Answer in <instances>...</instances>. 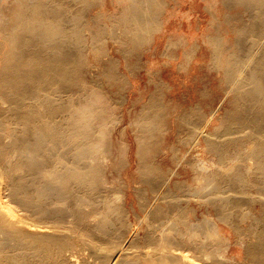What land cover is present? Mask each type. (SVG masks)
<instances>
[{"label": "bare ground", "instance_id": "6f19581e", "mask_svg": "<svg viewBox=\"0 0 264 264\" xmlns=\"http://www.w3.org/2000/svg\"><path fill=\"white\" fill-rule=\"evenodd\" d=\"M236 1L242 3L247 10L248 9L252 10V16L250 17L251 18L250 20L252 21V23H251V21H248L251 24L250 26H249V23H247L250 33H249V31H247L248 29L246 30L247 32L245 31L246 34L247 33H248V35L251 34L252 38L250 39L251 41L248 40V38H247V40L249 42H251V45L247 44V48L250 47L249 51H246L247 49L245 50L243 48L244 50L240 51L241 54L237 53V54H239V56L238 55L236 56V54H235L236 57H233L234 59L229 61L231 63V67L232 68L234 67V68L231 70H228V71L225 70L226 72L224 71L226 73V81H227L226 83L228 84L226 86H229L228 90H230L232 92V95H233V101H232L233 103L232 104L234 106V110L231 111L232 113H230V114L225 115V113H224L225 117L221 122V125L223 127L218 128V129L223 128V130H222L223 132L221 131L222 134L217 135L218 133L215 130L214 133L208 134L205 132L201 135V136H203V140H204L207 148L210 151L215 152V154H216V163L217 164H216V167L213 169V171L210 172L212 174H210L208 172L210 169H208V167L206 166L207 162L205 163L204 161L198 159L199 161H197L195 163H192V162H189V163L192 166L193 170H195L197 172L196 174H198L197 175L198 181H200L201 178H203V176H206V178H204L205 180L202 181V183L205 182L207 179L206 183H204L207 185L205 187L210 188L211 193H213L214 195H215V193L212 190H215L218 193V194L216 193V196H215L217 199L215 198L214 200H215V202L218 199L221 200L219 206L222 204V201H223L221 208H222V206L225 207V205L229 204V202L233 203V204L228 205V206H231V208L241 206L240 205L241 202H244L246 204L249 203L250 205H253V204L256 205V202H257L256 206H259L261 214H263V215H262V217H257L256 216L257 214L253 215V213H251L252 214L251 215L248 212V215H249L248 217L251 218V222L253 221L250 227H253L255 224V226L253 227L251 232L249 231L250 232L249 235L251 234L250 236H254L257 239V241H256L257 243H255L252 246V248H249V249H251V250H249L251 252H248V254L249 253L252 254V256H250L252 258H253V256H255L256 261L253 262L254 264H262V263L264 264V262H262L263 259H262V261L259 259L260 257H262L261 255L264 254V193H263L264 191H262V189H258V190H260V192L262 191L263 194L257 190V192H259L257 194L258 195L261 194V195H259V196L257 195V197H256V195H255V197L254 196L249 197L245 194V196H247V197H241L240 199H238L240 196L238 194H236V195H238V196H236L235 191L233 192L231 190L233 188H234V190H236L235 187H237L239 185L238 180L244 178L243 177V175L245 174L244 172L257 170L260 175L264 176V75H263L264 66H262L264 64L260 61V58H262V55H264V50H263V52L261 51L264 47L262 49L260 48V47H262L261 46L263 44L262 41L264 40V21H263L264 20V0H246V1L245 0H236ZM152 3L154 4L155 2L148 0V3L145 5V1H144L145 7H142V8H144V9H142L141 6H139V5H141L140 0H132L125 7V10L123 11V13L120 14V16L122 18H120L118 21L121 23V25H124V27L122 26L124 29L122 31H124V32L121 34H124L122 36H126L127 39L130 41V43H131V41L132 42L135 41L134 43L139 44L138 46H140L141 44H144V43H148L149 39H150L151 32L154 29L157 30V22L155 19L156 16L153 17V16L147 15L148 13L146 14V10H147L146 8H149V7L151 8ZM11 5H12V3H11ZM56 5H58V4H56L54 0H15V6L12 8V10H10L11 8L9 9L11 11L10 12L11 13L10 19H9V21L6 22V23H9V24H7V25H9L8 31L6 32L7 29L4 28V30L6 29L4 32L7 33V35H6L7 38L4 35L5 33L2 31L4 38L7 39L9 42V48H10L9 52H11V54H10L11 56H8L5 58V60L3 62L4 65L2 67H4V69L6 68L7 70L10 69L9 71H12V72L15 71V73L13 72L10 75V77L8 76L9 74L7 75V73H5L7 78L6 77L1 78L5 74L1 75V77H0L1 78L0 89H3L4 87H8V86H9V88H11V86H12V88L14 87L16 90L20 89V88H17L16 86H19V87L23 86L25 89V86H27V84H30V86L28 85V88L29 87L32 88L31 86L34 85L35 86L34 88L35 89L37 88L38 90H40V92L37 94L35 93L33 95L30 93L31 96L25 95L28 100L25 102V104L22 103V105L24 104V106L19 105L21 100H23L24 98H20L19 99L20 101H17V102L14 101L12 103L10 100L6 101V102H9L8 104L11 105L10 107L9 106L8 107L11 108V110L13 109L12 110L13 113H11V115H15L13 118L17 119L18 123L19 122H21V123L17 124L15 126L14 130H12V135L14 136V139L11 140V142L10 141L6 142L5 139H7V136L5 137V139H3V137H2L3 133H0L1 139L5 140V142H3V140H0V144H2V142L4 144L9 142L11 148H9V146H8L7 149H11V150L13 149L14 151H15V149H19L21 154L19 156H16L15 163L12 165L10 170L5 169L4 168L5 166L2 168L3 165H1L2 169L0 171V264H37V262H39L38 259L42 260L40 262H44L43 264H46V263L47 264L48 263L49 264H221L223 262V260H225L224 262H226L227 258L225 259L221 255L218 256V254H219L218 251H221L220 250L221 248L219 246H217L220 248V249H217V247H215V245L221 239L220 234H219L218 219H220V221H223V222L224 221H226V222L230 221L231 219L227 220V217H229L231 215V212H230V215L226 214V213H228V211H226V209L223 208V210H225L226 213H224L225 212L224 211L223 212L224 214H223L221 212L222 209L220 212L218 211L219 212V214L217 213L218 219L211 217V216H205L204 217V219H203L204 225L209 231H211L212 233H214L216 235L215 236L213 234L215 236L214 237L209 233V235L212 236V238L214 237L215 239H217V240L214 239L217 243L215 242L216 244L214 245L213 244L214 241L212 240L213 241L212 242L210 240L211 243L214 245V247L212 246L214 249H212L211 248L212 244L210 245V243H209L210 241L208 239H207V241H204L201 239V237L198 238V239L202 240V245L204 246L202 248H205V249L202 250V248H200L198 245H196V243H195V245L198 246L202 250V251L200 250V252H204L206 250L205 251L206 253L204 252V254H205L204 258L201 256L202 258L200 257V259H197L199 257L198 255H194V256H198L197 258H195L194 256H193L194 258H191L192 255L190 257V255L185 252V248L183 246L185 244H184L183 239H181L182 236H177V235L171 236L169 234H166L169 232V231L166 232L167 231L166 229L168 227V222H167L168 220L165 219L167 216L162 215L161 211L159 210V207H162V205H156V207L154 206V209H152L153 207H151V208L149 207L150 209L145 210L144 207L146 206V203L144 205V202L139 203L142 206L138 205L140 207L141 211H143L147 215V217H145V219H146L145 221L149 224L148 225V231H146L144 233L145 235L143 234L144 235V236L142 235L143 237L139 236V237H141L139 239L144 240V246L142 244H135V246H133L132 248H128V249L124 250L122 248L124 246L123 245L121 246V243H120V246H121L120 249L118 248L115 252H113L112 250L114 248L112 249L111 247H109V248H111V250H109V248L105 249L104 248L105 246H103L104 249L102 247H101L102 248L101 249L98 247L100 245L99 244L98 246H96L97 247V249L95 250L96 252L92 251L93 254L95 255V258H92V256L94 257V255H92L90 259H94V260H89V257L87 258L85 256V258H84V256H83L82 261H80L81 257H78V255H79V254H77L78 252L77 253L75 252V250H76L75 249V243L77 244L79 239H83V238H78V237H86V238L89 237V238H92L91 239L92 241H93V239H95L94 241H97L96 239H100L99 237L104 236V235L105 236H108V235L112 236L114 233V234H116V236L121 237L124 234L121 227H119L120 229L117 227V230H116L115 228H112V227L110 228V225L113 226V224L111 222L113 221L115 224V222L118 220L117 219L115 221V219H112L111 216H113V215H111V213L114 212L113 214H115L116 211L117 212L119 211L118 209H121V208L123 209V207H121V206H122V203L125 202V196H123L122 193L115 194L113 196L111 195L110 198H108L107 193H106L107 195H105V191H104L103 184H102L103 179L105 177V171H104L102 162L105 161L106 159L104 160V156L102 155L103 154L102 150L105 148V147L102 148V146H103V142L106 139L108 131L109 130L112 131V129H114V128L108 129L111 127V126L108 127L109 125L107 122V121H109L108 119H110V118H108L107 121L104 119L105 121L101 120L102 122H100V119L105 118L103 116L104 114H102V113H100V116L102 114L103 118L100 117L99 121H98V123L99 122L100 123L99 124L95 123V121L98 120V116L96 115L97 111H95L93 108L92 109L94 111L91 109V107H94V105H95L91 102L92 100L91 101L88 100V101H85L83 103L81 102L83 99H85V97H89L91 95V94H89L90 91L88 93V95H89L88 96L85 93L88 91H86V89H85V92H84L85 94L83 95V98H80L81 96L77 97L78 93L74 94V96L76 95L74 97V99H76V97L81 99V101H78V102H80L82 104L78 103L77 99H76L77 103L72 102L69 104V106H67L68 105L67 104L66 105L67 107H65V106L63 107V106H61V102H58L59 98H60L59 95L61 96V94H59L58 97H56V98H54V96H53L54 92L48 91L46 94H44V95L42 94V91L46 90L45 89L46 86H48L50 84L54 85L52 83H58L57 81H58V78L60 75H58L59 73L57 74L56 72H59L61 70V68H63V67L60 68V66L58 65L59 67H57V68L58 69L60 68V69L56 71V68H54V70L56 71L55 73H54V70H53V72H51V71H48L46 67H44V69L47 70L48 73H46V75H44L41 72L39 74L41 76V78L39 77V79H41V80H37L39 75H37V78H36V76H34L37 72H35L34 74H31L29 69L25 70L24 68H23V70L26 72L21 71L22 67L20 68V66L17 65V63H19V61H20V56L14 57V55L18 52V51L17 52L15 51L18 48L15 46L17 44L19 46H23L25 44V46H26V43H23L25 37L28 35L29 36L32 35L31 37H27V38H32L33 35H35V34L38 35L39 43L40 44L42 43L43 47L45 45H47L46 47H48V45H50V47L48 49L50 50V48L52 47L51 49H53V51H56V52H58V51L62 52L63 50H65L64 49V47H65L64 42L67 40V38L68 39L70 38V37H66V36H68L67 34L68 33H70L72 35L77 34V33H74L75 31H77V30H75L74 26L77 23V19L79 22V17L78 18L76 17V20L74 18L72 31L69 32L62 25V23H60L58 20L53 19L55 17L53 14H55V6ZM1 7H3V6H1ZM62 7H64V4H62ZM2 10L3 9H1V11ZM7 10H8V8H7ZM149 10L154 11V9H149ZM147 12H149V11H147ZM3 13H5V12H3ZM78 16H80V15H78ZM256 17L259 19L260 18L262 19L260 21L261 23L258 21L259 19H257ZM256 20L258 21V24L260 23L263 26V30H262V28L259 29L260 27L257 26ZM255 21H256V23H255ZM117 24H119V23H117ZM244 26H245V24H244ZM77 27L78 26H76V28ZM81 29L83 31L82 27L80 29L78 28V30H79L78 34L80 32L82 33ZM21 31L23 33L26 31L28 32L27 35H26V33L23 35V36H25V37H22V38H24L23 40H21V36H22L21 34H23V33H21ZM243 31H244V29H243ZM243 31H242V34L244 33ZM103 32H105V30ZM92 33H93V31H92ZM78 34L75 35V37L80 36ZM112 34H114V31H112ZM112 34H111V36H112ZM116 34H117V31H116ZM121 34H119V35H121ZM244 34H243V36H244ZM37 35H35V36H37ZM85 35H83V36H85ZM93 35H95V34H93ZM117 35L114 34V36L116 37V38L114 37L115 40L113 39L114 43H117V42L120 43L121 41H123V38L121 39L120 37H117ZM81 36L77 38L78 41L81 39ZM106 36H107V33H106ZM111 36H110V38H111ZM247 36L245 35L244 38H246ZM89 38L92 39L91 36ZM112 38H113V36H112ZM213 38L214 37L211 36V40ZM215 38H217L215 40V42L219 40L218 36ZM33 39L34 38H32V40L31 39H29V40L34 41L36 38L34 40ZM38 39H36V41ZM72 39H74V40H72ZM243 39H241V40H243ZM99 40H100V38H99ZM27 41H28V39H27ZM27 41H24V42H27ZM78 41H76L74 36L70 39V42H73V43L74 42L76 43ZM83 41L82 42L79 41V42L84 44L85 42H83ZM127 41H125V42H127ZM18 42H21L23 44L21 45ZM90 42L91 41H89V43ZM96 42L97 41H95V43ZM243 42L245 43V41H243ZM27 43H29V41ZM91 43L94 46L93 41ZM218 43H216V45H215L214 41H213V44L215 46H218L217 45ZM244 43H242V47L244 46ZM35 44L37 45V43H35ZM76 44H78V43H76ZM121 44H122V42H121ZM235 44H236V42H235ZM31 45L34 46L31 43L29 45L30 48H31ZM38 45L36 46V48L37 47L40 48ZM172 45H173V43L169 44L167 51L172 47ZM214 45H213V47H215ZM27 46H26V48H27ZM95 46L99 48V46H97L96 44H95ZM237 47H238V50H239V48H241L240 42H238V41H237ZM244 47H246V46H244ZM33 49L35 50V48H33ZM40 49H42V46ZM216 49H217V47H216ZM17 50L24 51L21 49H17ZM74 50H76V49H74ZM95 50H98V49L96 48ZM33 51L31 50V52H33ZM42 51H43V49H42ZM77 51H79V50H77ZM213 52H216V50H214ZM18 53L19 54H17V56L21 54L20 52H18ZM24 53H25V51H24ZM36 53H37V51H36ZM64 53H65V51L62 52L63 55H64ZM26 54L27 53H25V55ZM166 54H168V53H166ZM22 55L23 54H21V57H23ZM25 55H24V57L26 58ZM29 55L27 57L31 56V55L30 56ZM32 56L33 57H30L31 59L30 58L28 59L29 61L26 60L27 58L25 59L23 57L24 61L26 60L27 63H25L24 61L23 62L27 65L29 63H30L29 65H31V64L34 65V64L38 63V61H43L41 59V57H39L38 53L36 55L33 53ZM81 56H82V54H81ZM212 56H213V53H212ZM16 58L17 59L19 58V60H17L18 61L17 63H15ZM211 58H212V64H213V62H216V61H213L216 59V56L215 57L213 56ZM263 58H264V56H263ZM21 60H23V59H21ZM46 60H44V61H46ZM74 60H75L74 62H76V63L79 62L76 59V57ZM44 61H43V63H44ZM48 61H49L48 63H50L53 60L51 61L48 59ZM23 62H21V63H23ZM80 62H81V60H80ZM40 63L41 62H39L38 64L40 65ZM52 63H50L49 65H52ZM70 63H71V61L69 60L68 65H71ZM38 64H36V66ZM54 64H56L55 61H54L52 66H55ZM29 65L27 66V68L29 67ZM43 66H44V64H43ZM73 66H74V64H73ZM30 67H32V66H30ZM34 67H35V65H34ZM37 68H38V66L36 67V69ZM40 68H38V69H40ZM49 68H50V66L48 67V69ZM66 69H67V67H66ZM27 70H29V71H27ZM51 70H52V68H51ZM62 70H63V72H65L64 69H62ZM70 70H72V67ZM47 71H45V72H47ZM27 72H30V74ZM3 73H4V71H3ZM43 73H44V71H43ZM30 75L31 76L33 75L34 77L31 78V77H29ZM63 75H64V73H63ZM65 75H66V73H65ZM65 75H64L63 80H65V77H66ZM61 77H62V75H61ZM110 77H112V76L110 75ZM33 78H36V80L34 79V81H32L31 79H33ZM42 78H43V80H42ZM19 80H21L22 81L21 83H23L25 86L23 84L20 85ZM30 80L33 83H30L29 82ZM37 82H39V83H37ZM79 82H80V80H79ZM124 83H125V81H124ZM77 84H79V83H77ZM64 86H66V85H64ZM60 87L63 88L62 86H60ZM56 88H58V87H56ZM157 88L158 89L155 91V94H156L155 97H154V95L151 96V99L149 98L150 100L144 105L145 107L142 109V111L139 110L138 113H140V111H141V113H144L142 119L139 116V118L141 120H144V118L147 119V116L149 118L148 114H152V116H153L152 118L155 120H158V121L161 120V117H162V113L160 111L162 109V105H161V93H162L161 89L162 88H161V84H159ZM51 89H50V91H53ZM67 90L69 92V88ZM61 91H62V89H61ZM80 91H82V90H80ZM59 92H60V90H59ZM62 92H64V91H62ZM66 92L67 91H65V93ZM202 92H204V91H202ZM72 93H73V91H72ZM91 93L93 94V92H91ZM2 94L5 95L3 92H2ZM23 94H26V93L23 92ZM23 94H22V96H23ZM13 95L15 96V94H13ZM63 95H64V93H63ZM66 95H68V94H66ZM100 95H101V93H100ZM71 97L68 100H71ZM94 97H96V96H94ZM8 98L9 97H7L6 99H8ZM89 99H90V97H89ZM94 99H96V102H97L98 98H94ZM72 100H73V98H72ZM24 101H25V99H24ZM73 101H75V100H73ZM118 102H115V103H118ZM100 104H101V102H100ZM15 107H16V112L14 111ZM199 107L200 106H197V107L195 106V108L193 107V109L189 110L187 113H185V111H186L185 110L184 111L185 114L182 116L183 118L181 120L186 119L185 121H187L185 123V127L190 128L191 131H194L195 129H197L196 127L200 124L199 118H198V116L200 114L197 117L195 116L200 112ZM9 108H8V110H9ZM200 108L202 109V107H200ZM104 109H106L105 106H104ZM148 110L152 111V113H148ZM102 112H103V110H102ZM105 112L106 111H104V113ZM145 112H147V115ZM0 113L5 114V112H3V111L2 112L0 111ZM61 114H62V116H61ZM106 114L107 113H105V115ZM179 116H181L180 113H179ZM108 117H110V116H108ZM150 117H151V115H150ZM9 120H11V119H9ZM226 120L231 121V125L227 124ZM2 121H3V118H2ZM178 122H179V120H178ZM195 125H197V126H195ZM2 126H4V125H2ZM179 126L181 127V125H179ZM199 126L201 127V129H203V127L205 126V121H204V123H201ZM138 127H139V125H138ZM0 128H1V125H0ZM141 129H140V131H142V132H144L143 130H146V129H142V130ZM150 130H151V132L154 131L152 129H150ZM0 131L5 132V130H0ZM13 131H15V132H13ZM111 131H109V132H111ZM148 131H149V129H148ZM158 131L160 132V129H158ZM191 131H190V133H191ZM148 133H150V132H148ZM148 133L147 132L142 133V134H139L138 137H136L137 138V146H138L137 147V153H136L137 169L141 174V175L139 174L140 175L139 177H141L140 179H142V181L149 186V190L152 192V194H153V192L159 191L158 193H160V195H162L161 191L166 193L165 189H164L165 187L163 188L161 186V188H162L161 189L160 186L158 188V185H157L161 181H159L156 184L155 181H157V179L154 180V179H150V177H149V174L153 170V165H151V163L148 162L149 144H150V138H151L150 136H153V134L150 133V135H149ZM9 138L11 139V136L8 137L7 140H10ZM196 139H197V141L195 140L194 142L200 144V138L196 137ZM106 141H108V140H106ZM109 141H110V139H109ZM109 141L106 144L109 145ZM191 141H192V139H191ZM232 146L235 147V151H234L235 153L234 152L233 153L236 155V157H232V158L230 157L231 160H227V159H229V157L225 158L226 151H227V149H229ZM106 147H107V145H106ZM2 148H4L3 144H2ZM4 149L6 150V148H4ZM106 149H104V151H108L110 148H108V150H106ZM47 150H49L50 152L47 153ZM2 153H3V149H2ZM104 154H106L105 155V158H106L108 153L104 152ZM2 156H3V154H2ZM2 156H1V158H3ZM122 158H124V157H122ZM235 159L238 160L237 161L238 163H236L234 161ZM1 161H2V159H1ZM6 163H8V162H6ZM104 163H106V161ZM231 163H232V165H231ZM2 164H3V162H2ZM4 165H6V164L4 163ZM105 165L106 164H104V167H105ZM222 167L223 168L225 167L229 170H231L232 167L235 168L234 172H232V174L235 173V175L230 176V179L232 178L233 180L232 179L231 180L234 181V183H232L231 180H229L230 182L226 181L225 177H223V176L226 175V178L229 179V175H231V172L229 170H224ZM154 172H155V169H154ZM206 172L209 173V176L205 175ZM227 174H229V175H227ZM154 175H157V174L153 173V176H151V177H154ZM219 176H220V178H219ZM263 176L260 177L258 175V177H260V179ZM262 179H261V181H262ZM242 180L244 181V179H242ZM256 180L257 179H255L254 181H256ZM4 181H6V182H4ZM261 183H264V179ZM104 184H106V183H104ZM225 184L226 185L227 184H229V185L233 184L234 185V187H232L233 186L232 185L231 186L232 188L231 187L229 188L234 194L230 191L229 192L232 194H230V193L229 194L233 195V196L235 195L236 196L235 199H234V197H233V199H231L232 196H229L228 193H226L228 195H225V192L227 191V189L225 187L229 186L228 185V186L224 187L223 185H225ZM182 185H185V184L182 183ZM262 185L264 188V184H262ZM262 185H260L259 187H261ZM174 186H176V185L174 184ZM178 186H176V187H178ZM222 186L224 187V189L226 191L223 190ZM240 186H242V185H239L238 188ZM29 187L31 188L30 191H28ZM111 188L112 187H110V189ZM200 188H201V186H200ZM143 189H145V188H143ZM145 191H143L144 194L146 193ZM188 191H189V189H188ZM195 191H196V189H195ZM197 192L198 191H196V193ZM240 192H242V191H240ZM141 193L142 192L138 191V195H139L138 197H142L143 193L142 194ZM170 193H172V192H170ZM164 195H166V194H164ZM198 195L200 196L201 194H197V196ZM202 195H201V197H202ZM204 195L207 196V192ZM214 195H212V196L210 195V197L213 198ZM185 196H186V194H185ZM161 197H163V196H161ZM172 197L170 198L171 200H172ZM179 197L181 198V196H179ZM175 198L177 200L179 199V201L180 200L182 201L184 199V198L180 199L177 197H175ZM202 198H204V197H202ZM141 199L138 198V200H141ZM159 199H161V198H159ZM170 199L169 198L167 199V197H166L164 201L170 202L169 201ZM207 199L209 200V197ZM173 200H175V199L173 198ZM214 200L211 199L213 204L215 203ZM226 200H229V201H227L226 204H224L225 203L224 201H226ZM230 200H232V201H230ZM149 203L151 206L152 203L151 202H149ZM153 204H154V202H153ZM180 204L174 203V205H172V206H173V208H176ZM246 204H245V206H247ZM215 205H216V203H215ZM242 205H244V204H242ZM147 206H149V205L147 204ZM215 207H217V205ZM243 207L244 206H242V208ZM168 208L170 209V207H168ZM177 208H179V207H177ZM183 208H185V207H183ZM122 209H121V212H122ZM124 210L127 211V209H124ZM214 210L216 211L217 209H214ZM158 211H159V213H158ZM180 211H182V210H180ZM241 211L242 210H239V212H241ZM232 212H234V210ZM118 213L120 215V212H118ZM122 213L124 214V212H122ZM242 214H243L242 217L245 218V215L247 214V212L246 211L244 213L242 212ZM179 215L181 216V214H179ZM227 215H229V216H227ZM234 215H235V213H234ZM123 216H125V215H123ZM184 216H185V213H184ZM117 217L118 216H116V218ZM121 217H119V218L120 219L127 218V217H122V218ZM181 217H182V219H184L183 216H181ZM113 218H114V216H113ZM164 219H165V221H164ZM182 219H178V220H182ZM240 219H241V217H240ZM122 220H121V223L123 225ZM178 220L176 219L177 222H178ZM176 221H174V222H176ZM130 222H131L130 224L134 227L133 230L135 232H138L139 230H141V228L138 225L140 221H138V222L130 221ZM169 222H170V225H172V223H171L172 221H169ZM231 222L232 221H230V223L228 222V224L231 225ZM109 223H111V224L109 225ZM164 223H167V225H166L167 227H165L163 225ZM200 223L202 224V222H200ZM174 224L175 223H173L172 226L176 227V226H174ZM233 224L234 223H232V225ZM193 225H195V224H193ZM232 225H231V228H232ZM234 226L235 225H233L234 230L235 229L237 230L238 226L236 225L237 226V227L235 226L236 228ZM128 227H129V225H128ZM173 227L170 230H174ZM202 227H204V226L202 225ZM206 228H205V230L202 229L198 235H200V236L204 235V238H205L206 237L205 233L207 232ZM112 229H114L116 231L113 232ZM76 230L77 231L82 230V232H84V233H82L83 236L81 235V232L80 233L78 232L79 235H81V236H77L78 234H76L77 233ZM177 230H179V229H177ZM87 232L90 233V235H92L91 233L95 234V237L94 236H88ZM174 232L175 231H173L171 234H173ZM238 232L240 233V230ZM200 233H202V234H200ZM84 234L86 236H84ZM241 235H242V232H241ZM116 236L113 235V237H116ZM129 236L131 237V235H129ZM113 237H111L113 241L118 240V238L116 240H114ZM121 238H122V240H120V242H123V237H121ZM190 238H191V236H190ZM207 238H209V237H207ZM128 239H129V237H128ZM186 240H188V238H186ZM189 240L192 242L191 239H189ZM201 240H199V242ZM84 241H88V243L90 242L89 239H87V240L83 239L82 242L84 243ZM101 241H103V240H101ZM109 241H111V239ZM125 241L128 242L130 240H125ZM220 241L222 242V239ZM193 242H194V240H193ZM221 242H219V243H221ZM83 243H82V245H83ZM88 243H87V245L89 246ZM92 243L90 242V244H92ZM99 243H100V241H99ZM111 243H109V244L111 245ZM114 243H112V244H114ZM123 243L125 244V242H123ZM197 243H198V241H197ZM85 244H86V242H85ZM103 244H104V242H103ZM105 244L107 245L108 243L105 242ZM88 246H86V247L88 248ZM101 246H102V244H101ZM226 246H228V245H226ZM226 246H224V247H226ZM76 247H78V246H76ZM92 247L95 248L93 246V244H92ZM106 247H108V246H106ZM135 247H137V248H135ZM198 247H196V249ZM83 248L85 251V247H83ZM193 248H194V246H193ZM247 248L248 247H246V249ZM78 249H77V251H79ZM90 249H91V246H90ZM90 249L88 251H91ZM88 253L89 252H87L86 255H88ZM80 254L84 255L82 253H80ZM201 254H203V253H201ZM256 256H258V258ZM220 257H222L223 259H221ZM36 258H37V260H36ZM262 258H264V257H262ZM144 259H147V262L144 261ZM229 259H228V261H229ZM252 261H253V259H252ZM223 264H225V263H223Z\"/></svg>", "mask_w": 264, "mask_h": 264}, {"label": "rangeland", "instance_id": "374dc122", "mask_svg": "<svg viewBox=\"0 0 264 264\" xmlns=\"http://www.w3.org/2000/svg\"><path fill=\"white\" fill-rule=\"evenodd\" d=\"M54 1L58 5L55 6V14H53L55 17L53 19L58 20L60 23H62V25L69 32H71L72 27H73V23H74V18L76 20V17L77 18L79 17V22L77 19V23L74 26L75 30H77V31H75L74 33L78 34V31H79L78 28L80 29L82 27L83 28V31L81 29L82 33L80 32L81 34L80 33L78 34L80 36L82 35L81 39L79 41L82 42L84 40L83 42H85V43L83 44V43L78 41L77 38L80 36L75 37V35H77V34L72 35V34L68 33L67 34L68 36H66V37H70V38L69 39L67 38V40L64 42V44H65L64 49L65 50H63L62 52L65 51V53L63 55L61 51H58V52L53 51V49H51L52 47L49 50L48 48L50 47V45H48V47H46L47 45H45L43 47L42 43L41 44L39 43V39H38L37 34H35L37 36L33 35L32 38H34V39L36 38L38 40L36 41V39L35 40L33 39L34 41H31L32 38H27V37H31L32 35L29 33L31 36L28 35L25 37L23 35L25 33L27 35L28 32L26 31L23 33L22 32L23 30H22L21 33H23V34H21L22 35L21 40L24 39L22 37H25L24 41H27V39H28L29 43L31 42L33 45L35 43H37V45L39 44L38 46L40 48L42 46L43 51H42V49H40L38 47L36 48V46H37L36 44L34 45L35 47L31 45V48H30L29 45L31 43L30 44L27 43L28 41L27 42L23 41V43H26V46L28 45L27 48H26L25 44L23 46H19L18 44L15 46V47H18L17 49L24 50L25 53H27L26 55H25L24 51H19L17 49L16 50L14 49V50L16 52L18 51L21 54H23L22 55L23 57L25 55L27 59L25 57L24 58L27 61H29L28 59L30 57L34 56V55L32 56L33 53L35 55L38 53L39 57H41V59L43 61L47 59L46 60L47 62L44 61V63H43V61H38V63L41 62L40 63V65L42 64L41 66L38 63H36V64H38L37 65L38 68L41 67L43 70L41 68H40L41 70L38 68L36 69V67H37L36 64H34L35 65V67H34V65H32V64L29 65L30 63L28 64L29 67L27 68L28 65L25 64V63H27V61L26 60L24 61V58L21 57V54L17 56V54H19V53L15 52L16 54L14 53L15 54L14 57L20 56V61L25 62V63L24 62L21 63L19 61V63H17L18 62L17 60H19V58L18 59L16 58L15 63H17V65L20 66V68L22 67L21 68L22 70L19 68L21 71H24L23 70V68H24L25 70L29 69L31 74H34L35 72H37L38 74L36 73L34 75V76H36V78H37V75H39L41 72H42V74L46 75V73H48V71L53 72L54 68H56V71H57L61 67H63V68H61V70L59 72H56L54 70V73L56 72L57 74L59 73L58 75H60L58 78V81H57L58 83H52L55 86L50 84V85H48L49 87L48 86L45 87L46 90L42 91L43 95L46 94L48 91L54 92V94H53L54 98L58 97V95L61 94V96L59 95V97L61 99L59 98L58 102H61V106H63V107L69 106V104L72 102L75 103L76 99H77V102L81 101V99H79L77 97L81 96L80 98H83V95L85 93L88 95V93L90 91L89 94H91V95L90 96L88 95L90 97V99H89V97H85V99H83L81 102L83 103L85 101H88V100L91 101L92 100L91 102L95 105H94V107H91V109L93 108L95 111H97L96 115L98 116V120L95 121V123L97 124L99 121V118L100 117L103 118V116H104L105 118L100 119V122H102L104 119L107 121V119L110 118V119H108L109 121H107L109 126L108 125L107 126L108 127L111 126V127L108 129L114 128V129H112V131L109 130L111 132L108 131L109 134L107 133L106 139L103 142V146H102V148L105 147L104 149L107 148L106 150H108V148H110L108 150L109 152L104 151V149L102 150L103 151L102 155L104 156V160L106 159L105 160L106 163H104L105 161L102 162L103 168L105 171V177L103 179V182L106 184H104L102 182L103 188L105 191V195L108 194L107 195L108 198H110L111 195L113 196L115 194H120V193H122V195L125 196V202H123L122 206H121V207H123V209L120 207L122 209V212H124V214L121 212V209H118L119 210L118 212H120V215L117 211H116L117 214L116 213L113 214L114 212H112L111 215L114 216V218H113V216H111L112 219H115V221L118 219L119 221L117 220L115 222V224L113 221L111 222L114 227L112 225H110L111 223H109L110 228L112 227V228H115L117 230V227L118 228L121 227V229L123 230V233H124L121 237H123V242H125V244L123 242H120V240H122V238L120 236H116V234H114V233H113V235L116 237H113L112 234H111L112 236H110V235L105 236L104 235V236L99 237L100 239H96L98 242L94 241L95 239H93V241L95 243L91 240L92 238L78 237V238H83L85 240L89 239V241L91 243L93 242L92 244L95 247V248H93L92 244H90V242L88 243V241H84V243H83L82 242L83 239H79L77 244L75 243V249H76L75 252L76 253L78 252L77 253V254H79L78 257H81L80 261H82L83 256H84V258H85V256L87 258L89 257V260H94V259H90L91 256L94 255L92 251L96 252L95 251L97 249L96 246H98L99 244H100L98 246L99 248H101V247L103 248V246H105L104 247L105 249H108L109 247H111L112 249L114 248L115 250L113 249L112 250L113 252H115L118 248L120 249V247L122 245L124 246V247H122L124 250L128 249V248H132L133 246H135V244H142L144 246V240L139 239L145 235L144 233L146 231H148V225H149L145 221L146 220L145 217H147V215L143 211H141V209L139 207V206H142L139 203L144 202V205L146 203V206L144 207L145 210L150 209L151 207H153L152 209H154V206L156 207V205H162L163 208L159 207V210L161 211L162 215L167 216L165 219L168 220L167 222H168V227H169L168 228L166 226L167 223L163 224L165 227H167L166 232L169 231L166 234H169L171 236L172 235L182 236V238L181 237L180 238L183 239V241H184L185 245H183V246L185 248V252L187 254H189L190 257L192 255L191 258H194V257L197 258L199 256L197 259H200L201 256L204 258V255H205L204 252L206 250L204 252H200V250H201L200 248L204 247L202 245V240H204V241H207V239L209 241L213 240L214 242L213 241L212 242L214 245L217 243L215 241L217 239L214 238L216 235L214 233H212L211 231H209L205 227L204 220H203L204 217L205 216H211V217L218 219L217 213L219 214L221 209H222L221 212L223 213L225 211V210H223V208L226 209V211H228V213H226V211L224 213L230 215V212H231L230 216L227 215V216H229V217H227V220L231 219L230 220V221H232L231 225H232V223H234L233 225H235V226L237 225L238 227L236 226L237 230L236 229L234 230L233 225L231 228V225L228 224V222L230 223V221H228V222L224 221L223 222V221H220V219H218L219 234H220V237L222 239V242L220 241L221 240L220 239L219 242H221V243L218 242L217 243L218 245L216 244L215 247L219 246L221 248L220 249L219 247H217V249H220L221 251H218L216 249L219 253L218 256L221 255L223 258H225V259L227 258L226 259L227 263L224 262L225 260H223V262L221 264H223V263H225V264H254L253 262L256 261V258H255V256H253V258L250 257V256H252V254L249 253L250 254L249 255L248 252H251V251H249V250H251L249 248H252V246L255 243H257L256 242L257 239L254 236H250L251 234L249 235V233L251 232V230L253 229L255 224L253 227H250L253 221L251 222V218L248 217L249 216L248 212L250 214L253 213V215L257 214L256 215L257 217H262L263 214H261L259 206H256L257 202H256V205L255 204L250 205L249 203L246 204L244 202H241V204H240L241 206L234 207V208L232 207L233 209L231 208V206H228L229 204H233V203L229 202V204L225 205L226 208L224 206H222V208H221L223 201H222V204L219 206L221 200L218 199L216 202L214 200L216 198L215 196H216L217 192L215 190H212L215 193V195H214L213 193H211L210 188L205 187L207 185L204 183H206L207 179L205 182L202 183V181L205 180L204 178H206V176H203V178H201V180L198 181V178H197L198 174H196L197 172L195 170H193L192 166L189 163V162L195 163L199 160H202L205 163L207 162L206 166L208 167V169H210L208 171L209 173L211 171H213V169L216 167V164H217L216 163V154H215V152L210 151L207 148V146L203 140V136H201V135L205 132L208 134L214 133L215 130L218 133V134L216 133L217 135L222 134L223 128H221V129H218V128L223 127L221 125V122L224 119L225 115L232 113L231 111L234 110V106L232 104L233 103L232 102L233 101V95H232V92L230 90H228L229 86H226L228 84L226 83L227 81H226V73H225L226 71L225 70L228 71V70H231L234 68V67L233 68L231 67V63L229 61L233 60L234 59L233 57H236L237 55L239 56V54H237V53H240V51H242L244 49L245 50L247 49L246 51H249L250 47L247 48V44L251 45V42H249L248 40H250L252 38V36H251V34H249L250 36L248 35V33L246 34L245 31L247 29H248L247 31H249V27H248L247 23H249V26L251 25L250 22H248V21H251L250 17L252 16V10L251 9L247 10L242 3L237 2L236 0H187L188 5L186 7H189L190 11H191V23H192L191 28H192V32H193L192 33L193 39H198L199 44L201 43L203 46H202V48H200L199 44L195 43V45L199 48L198 49L199 54L196 56V58L193 59V61H191V63H187V65H186V61L183 58L178 59L177 54L175 53L176 51H178V53L180 52V50L182 49L180 47H173V45H172V47L168 51H166L167 49H164V51H162V49L159 50V55H158V54H155L154 49L141 48V45L138 46L139 44L134 43L135 41H133V42L131 41V43H130V41L127 39L126 36H122V35H124V34H121L124 32V31H122V30H124L123 29L124 25H121V23L118 20L120 18H122L120 16V14L123 13V11L125 10V7L132 0H130V1H128V0H54ZM13 2H14V0H0V13H3V11L6 12L5 9L2 11H1V9L7 8V5L9 3L11 4ZM62 4H64V7H62ZM1 6H3V7H1ZM248 12L249 13L251 12V13L249 14ZM78 15H80L81 17ZM9 19H10V15H6V14L1 15L0 14V25H1L0 26V29H1L0 30V77L2 74H5V73H7V75L9 74L8 75L9 77L13 72L15 73V71L12 72V71H9L10 69L7 70L5 68L7 70L6 71L4 69V67H2L4 65L3 62H4L5 58L8 56H11L10 55L11 52H9V50H10L9 42L3 36V32L6 29H7L6 32L8 31L9 25H7V24H9V23H6V22L9 21ZM186 19H187V17H186ZM257 19H259V18H257ZM261 20L262 19L260 18L258 21L260 22ZM256 21H255V23H256ZM258 21H257V26L260 27L259 29L262 28V30H263V26L260 24L261 22L258 24ZM116 22L119 24H117ZM184 22H185V20L182 16H177V17L173 18V21H172L171 26L169 27V30L167 32H165L163 45L170 40H172V41L177 40L178 41L180 39V35L182 33H184L183 32L184 29H186L188 27V24L183 25ZM251 23H252V21H251ZM244 24H245V26L246 25L247 26L245 27ZM76 26H78V27L76 28ZM199 26H200V31H199V33H196L195 31L199 28ZM4 28H6V29L4 30ZM243 29H244V31H243ZM104 30H105V32H103ZM92 31H93V33H92ZM112 31H114L115 35L118 34L117 37H120L121 39L123 38V41H121L122 44H121V42L120 43H118V42L114 43L113 42V39L115 40L116 37L114 36V34H112ZM116 31H117V34H116ZM242 31L245 33V34L243 33L244 36L248 35L249 37L247 36L246 38H244ZM106 33H107V36H106ZM213 33H216L219 35V40L214 42L215 45H216V43L219 42L217 44L218 46H215L211 42L206 44V41L204 39L206 35H211ZM249 33H250V31H249ZM93 34H95V35H93ZM111 34H112L113 38H112ZM119 34H121V35H119ZM196 34H197V36H195ZM4 35L7 38V36H6L7 33H5ZM83 35H85V36H83ZM71 36L72 37L74 36L76 41H78V42H76L78 44H76L75 42L74 43L70 42V39L72 38ZM90 36L92 37V39L89 38ZM110 36H111V38H110ZM239 37L241 39H243V38L244 39L241 40ZM99 38H100V40H99ZM247 38H248V40H247ZM29 39H31V40H29ZM72 40H74V39H72ZM152 40H153L152 38L149 39L148 43H151ZM89 41H91V42L93 41L94 46L96 44L97 46H99V48L96 46L94 47L91 42H90L91 44L89 43ZM95 41H97V42L95 43ZM125 41H127V42H125ZM234 41L236 42V44ZM237 41L240 42V46L242 49L239 48V50H238ZM243 41H245V43ZM21 42H18V43H20L22 45L23 43H21ZM262 42H263V44L261 43L262 44L261 45L262 47H260L261 49L264 47V40ZM174 43L175 42H173V44ZM242 43H244V46H246V47H244V46L242 47ZM212 44L215 47H213ZM168 46H167V48H168ZM190 46H193V43H190ZM216 47H217V49H216ZM33 48H35V50ZM96 48L98 50H95ZM74 49H76V50H74ZM31 50L32 51L34 50L35 52L34 51L31 52ZM77 50H79V51H77ZM171 50H173L172 55L170 53ZM214 50H216V52H213ZM263 50H264V48L261 51L263 52ZM36 51H37V53H36ZM166 53H168V54H166ZM212 53H213L214 57L216 56V59L214 58L215 60H213L216 62H213V64H212V58H211V57H213ZM81 54H82V56H81ZM235 54H236V56H235ZM28 55L30 57H27ZM74 56L79 61V62H77L78 64L76 62H74L75 61ZM263 56L264 55H262V58H263ZM262 58H260V61L264 64V58L263 59ZM21 59H23V60H21ZM48 59L51 61L53 60L52 61L53 63L55 61L56 64H54V65L56 67L52 66L53 65L52 62H50V63H52V65H49L50 63H48L49 62ZM121 59L125 63H122ZM69 60L71 61V63H70L71 65H68ZM80 60H81V62H80ZM43 64H44V66H43ZM73 64H74V66H73ZM46 65L50 66V68H49L50 70L48 69L49 66L47 67ZM58 65L60 66L59 69L57 68V67H59ZM30 66H32V67H30ZM262 66H264V65H262ZM44 67H46L48 71L45 70ZM66 67H67V69H66ZM71 67H72V70H70ZM51 68H52V70H51ZM62 69H64L65 72H63ZM29 70H27V71H29ZM3 71H4V73H3ZM43 71H44V73H43ZM45 71H47V72H45ZM24 72H26V71H24ZM30 72H27V73L30 74ZM63 73H64V75L66 73L65 80H63L64 79ZM61 75H62V77H61ZM110 75L112 77H110ZM263 75H264V72H263ZM3 76L1 78H5V77L7 78L6 74ZM34 76L30 75L29 77L32 78ZM130 76H134L136 78H130ZM39 77L41 78V76L39 75L37 80H41V79H39ZM1 78H0V81H1ZM36 78H33L31 80L34 81V79L36 80ZM31 80L29 82L33 83V82H31ZM42 80H43V78H42ZM79 80H80V82H79ZM19 81H20L19 82L20 85H22L23 84V83H21L22 81L21 80H19ZM124 81H125V83H124ZM37 83H39V82H37ZM77 83H79V84H77ZM159 84H161V88H162L161 89V92H162L161 93L162 109L160 110L162 113L161 120L158 121V120L153 119L152 114H148L150 119L147 116V119L144 118V120H141L143 118V115H144V113H141V111L145 107L144 105L151 99V96L154 95V97H155V95H156L155 91L158 89L157 87ZM28 85L30 86V84H27V86L24 85L25 89L23 86H20V87L16 86L17 88H20L17 90L14 87H13L14 88L13 89L12 86H11V88H9V86H8V87H4L3 89H0V96H1L0 97V109H1L0 111L5 112V114L0 113V122L2 123V124L0 123L1 128H2V129L0 128V130H5V132H6L5 133L3 131H0V133H3V135H2L3 139H5L6 136H7V139H8V137L11 136V139L9 138L10 140L5 139L6 142L7 141L11 142V140L14 139V136L12 135V130H14V128L17 124L21 123V122L18 123L17 119L13 118L15 116V115H11V113H13V111H12L13 109L11 110V108H9L11 105L8 104L9 102H6V101L10 100L12 103L14 101H16V102L20 101L19 100L20 98H24L25 101L23 99V100H21V102L19 104L20 106H24L25 102L28 100L25 95L31 96V94L33 95L35 93L37 94L40 92V90H38L37 88L36 89L34 88L35 87L34 85L31 86L32 88H30V87L28 88ZM64 85H66V86H64ZM60 86H62L63 88H61ZM56 87H58V88H56ZM66 88L67 89L69 88V92ZM50 89L53 91H50ZM61 89L64 92H62ZM85 89L88 92H85ZM59 90L61 93L59 92ZM80 90H82L83 92ZM22 91L26 94H23ZM65 91H67L68 93L67 92L65 93ZM72 91H73V93H72ZM202 91H204V92H202ZM2 92L6 96L3 95ZM91 92H93V94ZM63 93H64V95H63ZM100 93H101V95H100ZM13 94H15V96ZM22 94H23V96H22ZM66 94H68V95H66ZM74 94H77L76 99H74V97L76 96V95L74 96ZM94 96H96V97H94ZM7 97H9V98L6 99ZM70 97H71V100H68V99H70ZM72 98L75 101H73ZM94 98H98L97 102H96V99H94ZM100 102H101V104H100ZM115 102H118V103H115ZM22 103H24V104L22 105ZM78 103H80V102H78ZM82 103H80V104H82ZM104 106L106 109H104ZM195 106L202 107V109L199 107L200 112L195 116L197 117L200 114L201 116L200 115L198 116L199 123L201 124V123H204V121H205V126L203 127V129H201V127L199 126L200 124L199 125L197 124L198 126L195 125V126H197L196 127L197 129H195L194 131H191L190 128L185 127V123L187 122V121H185L186 119L185 118H184L185 120H181V119L183 118L182 116L185 113H187L189 110H192L193 107L195 108ZM8 108H9V110H8ZM102 110H103V112H102ZM139 110H141L140 113H138ZM14 111L16 112V107L14 108ZM104 111H106L105 112V113H107L106 115H105ZM184 111H185V113H184ZM100 113H102L104 115L102 116V114H101V116H100ZM145 113L147 115V112H145ZM148 113H152V111L148 110ZM179 113L181 114V116H179ZM224 113H225V115H224ZM150 115H151V117H150ZM61 116H62V114H61ZM108 116H110V117H108ZM139 116L141 117V119L139 118ZM2 118H3V121H2ZM9 119H11V120H9ZM178 120H179V122H178ZM226 123L231 125V121H229V120H226ZM2 125H4V126H2ZM138 125L140 128L138 127ZM179 125H181V127ZM141 128L146 129V130H143L144 132H142V131H140ZM148 129H149V131H148ZM150 129H152L154 131L151 132ZM158 129H160V132L158 131ZM190 131H191V133H190ZM13 132H15V131H13ZM146 132L147 133L150 132L151 134H153V136H150L151 138H150L149 153H148V155H149L148 162H150L151 165H153V170H152L153 172L151 171L152 174L150 173L151 175L149 174V177H150V179H154V180L157 179V181H155L156 184L159 181H161L157 185H158V188H159V186H160V188H161V186L163 188L165 187L164 189H165L166 193L161 191L162 195H160V193H158L159 191L153 192V194H152V192L149 190V186L146 183H144L142 181V179H140L141 177H139L141 174L137 169L136 153H137V147L138 146H137V138L136 137H138L139 134L146 133ZM150 133H148V134L150 135ZM196 137L200 138V144L194 142L195 140L197 141ZM190 138L192 139V141ZM3 139H1V137H0V140H3ZM109 139H110V141H109ZM5 140H3V142H5ZM106 140L109 141V145L106 144V143H108V141H106ZM3 142H2V144L4 145V148H6V150L4 148H2V144H0V149H1L0 150V158L3 154V156H2L3 158H1L2 161L0 159V171L4 166H5L4 167L5 169L10 170L12 165L15 163L16 156H19L21 154L19 149H15V151L13 149L12 150L7 149L8 146H9V148H11L10 143L8 142V143L4 144ZM104 143L107 145V147ZM2 149H3V153H2ZM234 151H235L234 146L227 149L226 154H225V158L229 157V159H227V160H231L232 157H236V155L234 154L235 153ZM48 152H50V151L47 150V153ZM104 152L108 153L106 158H105L106 154H104ZM122 157H124V158H122ZM234 161L236 163H238L237 162L238 160L235 159ZM2 162H3V164H2ZM6 162H8V163H6ZM4 163L7 166L4 165ZM104 164L107 165V166L105 165L106 168L104 167ZM1 165H3L2 168H1ZM231 165H232V163H231ZM154 169H155V172H154ZM223 169L229 170L225 167ZM234 169L235 168L232 167L231 170H229L231 172V175L227 174V175H229V179L226 178V175L223 176V177H225L226 181L231 180L232 178L230 179V176L235 175V173L232 174V172H234ZM208 172H206L205 175L209 176ZM153 173L157 174V175H154L155 178L151 177V176H153ZM244 173H245L243 175L244 178H242V179H244V181L242 179L238 180L239 185H242V186H240L239 188H238L239 185L237 187H235V189L237 191L234 190V188L231 190L233 192L235 191V195L238 194L240 196L238 199H240L241 197H247V196H249V197L254 196L255 197V195L257 197V195H258L257 193L260 192V190H258V189H262V191H264V188L262 185L264 183H261L264 179L263 178L264 176L260 175L257 170L247 171ZM210 174H212V173H210ZM258 175L260 177L263 176L262 177L263 179L261 178L262 181H261L260 177H258ZM219 178H220V176H219ZM255 179H257V180L254 181ZM232 180H231V182L234 183V181H232ZM4 182H6V181H4ZM182 183L185 185H182ZM174 184L176 186L179 185L178 186L179 188L174 186ZM228 185L229 184H227V185L225 184L223 186L225 187ZM232 185L233 184H230L228 187H225L227 189V191L222 186L223 190L226 191L225 195H228L230 192H232L229 189ZM260 185H262L261 186L262 188L259 187ZM200 186L202 189L200 188ZM110 187H112L113 189L111 188L112 189L111 190ZM232 187H234V185ZM143 188H145V189H143ZM30 189L31 188L29 187L28 191H30ZM188 189L190 192L188 191ZM195 189H196V191H198V192L200 191L201 193L200 192L196 193ZM257 190L259 192H257ZM138 191L143 193L142 197H138L139 196ZM143 191H145L146 193L144 194ZM240 191H242V192H240ZM262 191L260 193H262ZM170 192H172V193H170ZM206 192H207V196L204 195V194H206ZM226 193H228V194H226ZM232 193H230V194H232ZM164 194H166V195H164ZM185 194H186V196H185ZM197 194H201V195L203 194L204 196L202 195V197H204V198H202L201 195L197 196ZM209 194L211 196L214 195L213 198H211ZM230 194H229V196H232L231 199H233V197L235 199V197L238 196V195L233 196ZM245 194L247 196H245ZM259 195H261V194H259ZM161 196H163L164 198ZM179 196H181V198ZM205 196L207 198L209 197V200ZM166 197H167V199L168 198L170 199L172 197V200L171 199L169 200L171 203L168 201L167 202L164 201ZM175 197L180 198V199L184 198V199L182 201L180 200L181 201L180 202L179 199L177 200ZM138 198H140V199L142 198V199L138 200ZM159 198H161V199H159ZM173 198L175 200H173ZM211 199L214 200L217 207H215L216 205H215V203L213 204ZM227 201H229V200L224 201L225 202L224 204H226ZM230 201H232V200H230ZM149 202H151L153 206L152 205L150 206ZM153 202L155 205L153 204ZM174 203H177V204L181 203L182 205L180 204L177 206L180 209L177 207L173 208L172 205H174ZM147 204L149 206H147ZM242 204H244V205H242ZM245 204L247 206L248 205L249 206L247 207V206H245ZM242 206H244V207L242 208ZM168 207H170V209ZM183 207H185V208H183ZM124 209H127V211ZM214 209H217V210L215 211ZM180 210H182V211H180ZM231 210L232 211L234 210V212H232ZM239 210H242V211L239 212ZM245 211L247 212V214L245 215V218H244V217H242L243 216L242 212L244 213ZM158 213H159V211H158ZM184 213H185V216H184ZM234 213H235V215H234ZM179 214H181V216H183L184 219H182V217ZM123 215H125V216H123ZM116 216H118V217L116 218ZM121 216L127 217L128 219L122 218ZM119 217H121L123 220L120 219ZM240 217H241V219H240ZM165 219H164V221H165ZM176 219L177 220L182 219V220H178V222H177ZM121 220L123 222V225L121 223ZM130 221H132V222H135V221L141 222L142 221L141 223L139 222V224H138L139 227L141 228V230H139L138 232H135L133 230L134 227L130 224L131 223ZM169 221H172L171 222L172 225H173V223H175L176 225L174 224V226H176V227H173L172 225H170ZM174 221H176V222H174ZM200 222H202V224ZM193 224H195V225H193ZM128 225H129V227H128ZM202 225L207 230V232L205 233L206 234L205 238H204V235H202V236L198 235L202 229L205 230V228L202 227ZM172 227L174 230H170V229H172ZM177 229H179V230H177ZM112 230H113V232L116 231L114 229H112ZM239 230H240V233L238 232ZM173 231H175L176 233L174 232L173 234H171ZM78 232L79 233L81 232V235H82V233H84V232H82V230L81 231L78 230L76 233V234H78L77 236H81V235H79ZM241 232H242V235H241ZM209 233L212 236H214V235L215 236L212 238V236H210ZM85 234H84V236H86ZM91 234L92 235H90V233L87 232L88 236H94L95 237V234H93V233H91ZM200 234H202V233H200ZM129 235H131V237L133 239ZM139 236H141V237H139ZM190 236H191V238H190ZM111 237H113L114 240H116L118 238L119 241L118 240L113 241ZM128 237H129V239H128ZM200 237L202 240L198 239ZM207 237H209V238L211 237V238L209 239ZM186 238H188V240H186ZM108 239L109 240L111 239V241H109ZM189 239H191L192 242ZM101 240H103V241H101ZM125 240H130V241L127 242ZM193 240H194V242H193ZM196 240L198 241L199 244L197 243ZM199 240H201V241L199 242ZM99 241H100V243H99ZM211 241L209 242L210 245L212 244ZM81 242L83 243V245ZM85 242H86V244H85ZM103 242H104V244H103ZM105 242L108 244L111 242L112 243L115 242V243L114 244L111 243V245L110 244L106 245ZM87 243L89 244V246L87 245ZM120 243H121V246H120ZM195 243L200 248L198 246H196ZM101 244H102V246H101ZM213 244L211 245L212 249H214ZM85 245L88 246L89 249L91 246V249H90L91 251H88L89 249ZM226 245H228V246H226ZM76 246H78V247H76ZM106 246H108V247H106ZM193 246H194V248H193ZM224 246H226V247H224ZM83 247H85V251H84ZM196 247H198L199 249L198 248L196 249ZM246 247H248V248L246 249ZM111 248H109V250H111ZM135 248H137V247H135ZM77 249L79 251H77ZM204 249L205 248H202V250H204ZM79 252L84 254V255H81ZM87 252H89L90 254L88 253V255H86ZM201 253H203V254H201ZM194 255H198V256H194ZM258 256H256V257L258 258ZM261 256L264 257V254ZM222 257H220V258L223 259ZM262 257H260L259 259L261 261L263 259L262 262H264V258H262ZM92 258H95V255H94V257L92 256ZM251 258L253 259V261ZM228 259H229V261H228ZM36 260H37V258H36ZM38 261L39 262H37V264H43L44 263V262H40L42 260L38 259ZM144 261L147 262V259H144Z\"/></svg>", "mask_w": 264, "mask_h": 264}, {"label": "crops", "instance_id": "0c3cea01", "mask_svg": "<svg viewBox=\"0 0 264 264\" xmlns=\"http://www.w3.org/2000/svg\"><path fill=\"white\" fill-rule=\"evenodd\" d=\"M140 1H141V5H139V6H141V8L145 7L144 1H145V5L148 3V0L147 1L146 0H140ZM151 1L155 2V3L151 4V8L150 7L146 8L147 9L146 14L148 13L147 15H149V16H153V17L156 16L157 17V18L155 17L156 22H157V30L154 29L150 34V39L151 38L153 39L152 42L141 44V48L154 49L155 54L159 55V50L162 49V51H164V49H167V46L170 43L175 42L173 44V47L182 48L179 53H178V51L175 52L177 54L178 59L183 58L186 61V65H187V63H191V61H193V59L196 58V56L199 54V50H198L199 48L195 45V43L199 44V41H198V39H193V36H192L193 32H192V28H191V26H192L191 11H190L189 7H186L188 5V1L187 0H151ZM8 5H7L8 10H7V8H2L3 10L5 9L6 12L3 11L5 13H0L1 15H5V14L10 15L11 14L10 10H12V8L15 6V0L12 3V5L10 3ZM142 9H144V8H142ZM149 9H154V11L149 10ZM147 11H149V12H147ZM177 16H182L185 20L183 25L188 24V27L186 29H184V31H183L184 33H182L180 35V39L178 41L177 40H174V41L170 40L163 45L165 32H167L169 30V27L172 24L173 18H175ZM186 17H187V19H186ZM199 31H200V26L195 32L199 33ZM195 36H197V34ZM211 36L214 37L212 40H211ZM217 36L219 38V35H217L216 33H213L211 35H206L204 38L206 41V44H208L209 41L211 43H213V41L215 42V40L217 39L215 37H217ZM190 43H193V46H190ZM199 46H200V48H202L203 45L200 43ZM170 53L172 55L173 50H171ZM121 62L125 63L122 59H121ZM130 78H136V77L130 76Z\"/></svg>", "mask_w": 264, "mask_h": 264}]
</instances>
